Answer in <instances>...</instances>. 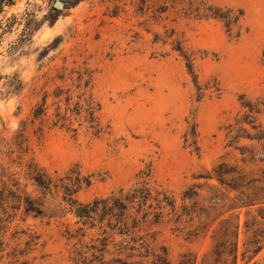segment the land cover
Here are the masks:
<instances>
[{"label":"rangeland","instance_id":"obj_1","mask_svg":"<svg viewBox=\"0 0 264 264\" xmlns=\"http://www.w3.org/2000/svg\"><path fill=\"white\" fill-rule=\"evenodd\" d=\"M10 14L24 18L0 41V219L5 240L27 234L20 249L38 237L28 264L67 255L63 228L25 213L62 196L29 166L70 178L80 203L143 179L165 190L176 208L154 231L171 264H264V206L208 179L264 187V0H17Z\"/></svg>","mask_w":264,"mask_h":264},{"label":"trees","instance_id":"obj_2","mask_svg":"<svg viewBox=\"0 0 264 264\" xmlns=\"http://www.w3.org/2000/svg\"><path fill=\"white\" fill-rule=\"evenodd\" d=\"M16 2L0 0V41L23 21V16H8ZM226 19L229 24V18ZM188 69H191L189 65ZM90 109V106L86 109L89 127L94 128L96 125ZM61 119L65 120L64 117ZM248 123L253 129L257 128L252 121ZM29 169L28 179L33 185L49 192L62 191L61 200L52 210H45L43 204L30 199L26 200L24 210L35 220H46V226L56 223L57 227L63 228L61 236L67 245L66 264H171L168 249L157 245L154 231V227L176 208L175 200L165 190L143 179L128 188L113 191L106 197L80 203L75 198V183L67 176L53 178L36 167L29 166ZM213 171L215 174L208 179L216 180L230 192H238V197L246 200L241 206H264V187L255 186L260 183L258 180L234 186L223 178L225 173L233 170ZM76 181L79 182V179ZM186 199L190 198L185 196ZM6 231L7 227L0 219V264H28L26 257L32 250L29 247L36 245L34 241L38 237L28 234L25 248L20 249L19 234L25 232L15 231L7 241ZM192 264H197L196 257ZM200 264H211L208 256H204ZM232 264H236V256Z\"/></svg>","mask_w":264,"mask_h":264}]
</instances>
